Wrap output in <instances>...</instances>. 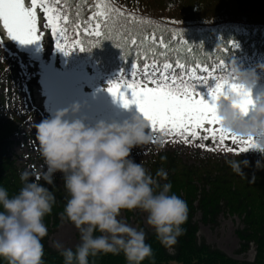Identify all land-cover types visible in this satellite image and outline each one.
<instances>
[{
    "label": "clouds",
    "instance_id": "1",
    "mask_svg": "<svg viewBox=\"0 0 264 264\" xmlns=\"http://www.w3.org/2000/svg\"><path fill=\"white\" fill-rule=\"evenodd\" d=\"M224 79L249 92L252 103L243 111V97L225 85L227 95L215 101L220 125L240 140L252 138L255 146L249 150L264 157V92L253 95L259 73L255 68L242 69L233 60ZM80 111L81 105L74 103L39 121L35 136L44 162L40 172L21 171L22 186L14 195L0 186V259L7 264H44L42 240L48 234L44 218L52 212L56 197L40 180L51 185L56 174L67 193L60 215L79 234L74 248L53 241L63 264H94L90 258L121 253L126 264L154 259L146 231L129 224L124 210L145 213L156 239L173 253L186 231L187 203L172 191L167 170L161 167L153 175L131 155L134 148L153 140L149 121L136 113L123 121L101 119L91 124ZM226 163L241 176L251 166L246 158H228ZM255 167L264 169V159L256 160ZM33 175L35 179H30Z\"/></svg>",
    "mask_w": 264,
    "mask_h": 264
},
{
    "label": "trees",
    "instance_id": "2",
    "mask_svg": "<svg viewBox=\"0 0 264 264\" xmlns=\"http://www.w3.org/2000/svg\"><path fill=\"white\" fill-rule=\"evenodd\" d=\"M202 2L205 6L208 1L202 0ZM62 3L67 9L72 39L76 37L74 27L80 24L83 28L81 22L86 23L93 13L99 12L98 4L106 3L109 9L112 7L120 9V13L114 14L103 29L104 37L97 38L79 34L80 41L85 47V59L98 62L108 71L118 67L121 63L125 65L143 64L152 60L183 62L188 65L210 63L229 58V55L233 56L236 52L230 46L231 42L241 43L245 53L264 52V0H224L221 6L215 4L219 7L214 11H218L219 15L206 16L203 19L196 17L194 13H201L204 7L196 2L191 5V2L188 3L187 0H62ZM124 3L128 4L126 8H123ZM92 21L97 22L94 19ZM99 22H103V18ZM156 37L159 40L154 39ZM132 39L137 40L135 46L131 42ZM90 40H98V42L89 44ZM225 51H229V55ZM85 59L72 66V70L75 67L80 68ZM3 66L2 71L0 66V88L3 92L0 94V101L2 103L6 100L5 90L7 88L2 84L3 81H8L10 96H16L13 86L15 74L11 71L10 73L4 72L8 65ZM17 85L18 82L15 83L16 88ZM10 123L17 128L16 122L13 121L6 125ZM12 144L10 139L0 144V186L5 187L10 195L18 192V187L12 180L19 179V175L15 173V167L7 158ZM215 146L218 148L217 144ZM249 151L258 153L255 150ZM161 156H165L166 159L161 160ZM177 158L179 157L173 153H157L146 165V169L154 175L157 169L163 167L168 172V180L172 187L179 186L185 189L180 196L186 201L188 207V219L183 226L186 231L179 238L175 251L169 253L156 239L154 230L144 229L146 242L152 246L154 259H146L143 264H264V216L258 218L259 221H257L252 209L248 210L247 205H245L246 210H242L246 214L247 229L238 232L242 243L239 253L248 251L250 244L254 242L257 247V256L253 262L232 259L224 252L200 242L197 236L199 227L194 221L196 212H201L204 223H214L226 207H230L233 212H241L240 206H233L231 198L233 192L241 193L238 191V183L232 182L233 174L224 172H221L224 174L220 176L219 183H211L215 190L207 188H203L201 192L196 190L193 185L196 180H203L202 176L206 175L212 179V175L218 176L219 173L214 174L207 169L200 171L199 168H190L185 165L180 168L177 166V163H180ZM261 174L262 177L257 179L250 177L253 173L250 176L246 174V180L253 183L244 185L249 186L248 189L255 188L263 194L264 172ZM40 183L47 184L43 180H40ZM234 187H236L235 191ZM174 189L173 187L172 191ZM253 197L251 195V198ZM126 212L128 216L132 215V211L126 210ZM44 222L46 225L50 223L49 216H45ZM140 226L143 228V225ZM42 242L44 244V264H63V257L50 246L48 236H45ZM90 260L94 264H126L122 253L100 255ZM0 264H7V261L0 259Z\"/></svg>",
    "mask_w": 264,
    "mask_h": 264
},
{
    "label": "rangeland",
    "instance_id": "3",
    "mask_svg": "<svg viewBox=\"0 0 264 264\" xmlns=\"http://www.w3.org/2000/svg\"><path fill=\"white\" fill-rule=\"evenodd\" d=\"M187 1L188 3L191 2V5L196 2L200 6L204 7L201 13L193 12L196 17L203 19L206 16L219 15L220 13L218 11H214V9L219 7L218 5L221 6L224 0H206L208 2L205 3V6L202 0ZM24 2L25 7L26 5L31 7V0H24ZM125 5L128 4L124 3L123 8H125ZM135 9L138 8L135 7ZM37 20L39 23L37 24V28L41 40L30 44H22L17 40L11 39L8 36L2 22H0L1 71L4 68L3 65H7V62L9 63L10 61L16 59L12 56L15 54L13 50H19L23 53V56L18 58V68L16 69L15 67L14 71L10 70L9 66H6L4 72L10 73L11 71L14 73L16 81L23 80L24 82L27 81L25 84H39L36 86L34 95L29 94V91L22 85L19 91L18 100H16L17 97L13 93L14 96L12 97L16 100L14 101L13 106L10 105L11 103L7 105L0 101V144L9 139L15 143V145L12 148L10 147L8 150L7 158L10 160L12 166L15 167V173L18 175H20V172L25 169L32 171L34 174H38L40 172L44 162L40 155L39 143L35 136V126L39 121L44 119V117L53 115L57 110L69 108L74 103H79L81 105L79 115L82 118H85L86 122L91 124H94L101 119L106 121H123L126 118H130L133 114H142L136 103H130L127 107H125L121 99L114 97L107 90L109 85L105 87L104 91H102L98 96L85 93L82 88L78 87L86 80V74L84 72H82L83 75L80 81L78 76H73L70 80L71 84H67L66 89L68 90L69 96H63L58 93H56L55 96L53 93L50 94L49 92L51 91L49 90L54 88L53 86L49 89L51 86L50 78L55 79L56 81H61L63 79L58 75V72L60 71L56 66H54V64L56 62V65L60 69L65 70L64 66L66 65V60L64 57L60 59V56H64V52L58 50L56 45L58 42L66 44V38L65 36L59 37L55 35L52 32L51 27L47 32H45L44 26H50L48 23V16L40 15V17H37ZM194 20L196 19L194 18ZM91 27L92 24L89 25V28ZM56 53L58 58L55 56ZM60 60L62 65L58 64L60 63ZM57 61L59 62L57 63ZM14 63L15 62L11 64L13 67ZM152 67L153 66H149L148 70L151 71ZM139 70L135 72L137 79L146 75L145 69ZM156 75L157 74L154 72V76ZM14 91L17 95L16 89H14ZM122 91L126 92L129 100L133 99L131 89L122 88ZM260 92H264V83H258L253 89V95L259 94ZM0 94H3V92L0 91ZM113 98L115 99L114 101L112 100ZM205 99L211 102L210 96ZM29 108L35 110V112H31L33 116L24 114L25 111L29 110ZM10 121L16 122L15 126L17 128H14V125L11 123L6 125ZM25 121L26 123L23 124ZM212 127L219 126L206 124L204 128L198 129V131L210 135V133L205 131V128ZM20 130L21 133L17 135ZM149 131L153 134V140L141 147L134 148L131 153L132 157L137 162H142L145 168L146 165L153 159L155 154L173 153V155L179 157L177 159L180 163H177V166L180 168L185 165L190 168H199L200 171L207 169L211 170L214 174L219 173L218 176L212 175V179L206 175L202 176L204 181L196 180L193 185L196 187V190L200 192L203 188L211 189L212 191L215 190L214 185L211 184L212 182L219 183V178L224 173L233 174L232 182L238 183V191H240L241 194L232 191L233 194L231 198L234 203L233 206H240L241 212H233L230 207H226V210L214 221V223H204L201 212H196L194 221L199 227L197 236L200 242H204L211 248L224 252L232 259L253 262L257 256V247L253 242L250 244L248 251L239 253L242 243L238 236V232L247 229L246 214L242 211L246 210L245 205L248 206V210L252 209L257 221H259L258 218H262L264 216V191H262L263 194H260L255 188L248 189L247 187L249 186L244 185L253 183L252 181L246 180V174L250 176V174L253 173L250 177H253L254 179L262 177L261 173L264 172V169H257L255 167V162L258 159H264V157H262L259 152L256 154L255 152L249 150H245L246 152H239L225 149L217 150L214 148H207L205 146L200 147V144L198 142L195 143L192 138H190L188 143H180L177 141H172L171 143H168V141L159 142V135L158 133H153L155 130H153L151 126ZM217 138L219 137L217 136ZM224 141L236 143L228 138ZM236 154H241V156ZM228 158H246L251 162V166L244 168V176L237 175L226 163V159ZM30 179H35V175L30 177ZM54 180H56V182L54 181L51 185L45 184V186L48 187L56 197L52 212L46 215L47 217L49 216L50 222L47 225L49 244L54 250H57L53 246V241L60 240L65 247L74 248L79 242L78 231L71 221L60 215L67 199L63 179L60 174H56ZM12 181H15V184L18 187L17 190L19 191L21 185L20 179L15 178ZM173 187L175 188L173 191L178 195L185 192L183 187ZM235 188L236 187H234V191ZM251 195L254 197L251 198ZM122 216L134 227L140 228V225L142 224L145 230H153L146 224V214L140 210H132L131 216H128L126 210H124L122 212Z\"/></svg>",
    "mask_w": 264,
    "mask_h": 264
},
{
    "label": "snow or ice",
    "instance_id": "4",
    "mask_svg": "<svg viewBox=\"0 0 264 264\" xmlns=\"http://www.w3.org/2000/svg\"><path fill=\"white\" fill-rule=\"evenodd\" d=\"M37 6L43 7L45 14L48 16V23L51 26L52 32L63 37L66 35L65 27L61 25L68 21V16L61 15L57 9L48 6L47 0H31V7H25L24 0H0V22L7 31L11 39L17 40L22 44H30L40 41L41 37L37 28ZM98 13H93V19L97 21L92 23L89 28L87 23L83 24L82 33H88L90 36L102 38L105 36L103 29L107 26L108 21L112 19L114 14H119L120 9L112 7L109 9L106 3L97 5ZM103 18V22L101 21ZM75 23V22H73ZM79 27V26H77ZM159 40L158 37L154 38ZM97 41H89V44L97 43ZM133 46L137 44L136 39L131 40ZM79 48L81 51L85 50L84 44L80 40H73L71 43L65 44L58 42L56 48L65 55L70 54L73 48ZM118 47H120L118 45ZM184 68L183 65L180 66ZM146 75L144 77L145 83L151 80L153 86H143L140 83H128L124 87L118 82H110L108 91L114 96L122 100L125 107L130 103H136L139 111L149 121L153 130H159L165 134H175L184 138V142L188 143L190 137H198V129L204 128L206 124L218 125L219 127L205 128L207 133H210L212 139L217 136L222 142L226 138L234 142L243 143L245 148L242 150H249L255 146L252 138L247 140H240L234 134H230L225 130L219 121L216 113L215 101L223 94L227 95L225 85L231 91L243 97L240 107L247 112L248 106L252 103L251 94L246 90L241 89L237 84L230 83L224 79V75L213 76L211 66H209L208 76L196 77V73L201 69L193 68L188 80L177 79L176 75H170L172 72L171 64L154 65L149 71L148 65H144ZM188 72L187 68H184ZM219 71L223 72V67L220 66ZM153 72L157 75L154 76ZM158 76V78H157ZM212 77L215 81L214 87L208 89L211 102L204 98L203 93L198 92L197 89L190 82L191 79H199L204 85H208V77ZM122 88L131 89L132 100H129L125 91ZM200 139H208V136H202ZM205 145L201 144L200 147ZM234 149H229L233 151Z\"/></svg>",
    "mask_w": 264,
    "mask_h": 264
}]
</instances>
